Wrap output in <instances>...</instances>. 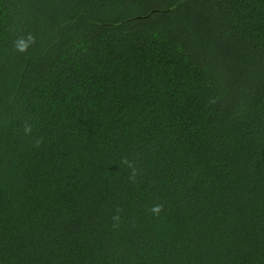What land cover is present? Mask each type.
I'll list each match as a JSON object with an SVG mask.
<instances>
[{"label": "trees", "instance_id": "trees-1", "mask_svg": "<svg viewBox=\"0 0 264 264\" xmlns=\"http://www.w3.org/2000/svg\"><path fill=\"white\" fill-rule=\"evenodd\" d=\"M0 264H264V0H0Z\"/></svg>", "mask_w": 264, "mask_h": 264}]
</instances>
